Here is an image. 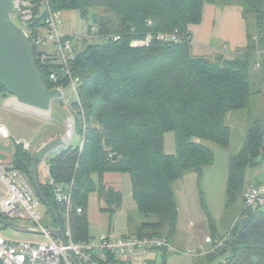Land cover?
I'll return each mask as SVG.
<instances>
[{"label":"trees","instance_id":"trees-1","mask_svg":"<svg viewBox=\"0 0 264 264\" xmlns=\"http://www.w3.org/2000/svg\"><path fill=\"white\" fill-rule=\"evenodd\" d=\"M48 2L53 12L78 11L82 19L98 25L102 35L110 36L98 42L84 41L73 63V74L81 80V107L75 103L74 133L83 139L82 149L69 145L46 160L55 184L67 187L74 182V207H82V212L74 211L70 216L73 240L85 242L92 238L86 214L91 193H97L105 204L102 211L110 217L122 208V193L106 185L103 175L127 173L139 214L146 218L156 216L155 221L142 223L135 236L161 237L169 242L177 232L179 215L172 183L187 171L201 176L203 169L213 162V151L204 141L230 148L227 116L252 108L253 96L258 92L253 89L251 74L257 64L263 68L264 79V59L258 62L251 57L250 50L234 59L222 54L214 59L194 56L189 27L201 23L203 7L210 3L241 7L247 25L250 19L254 20L263 32L264 0ZM45 17L46 14L41 16L38 25ZM175 31L180 37L177 42L153 38L148 46H132L133 41H143L148 35ZM248 37L250 40L249 34ZM257 41L264 44V37ZM32 51L47 90L61 85L49 78L51 60L42 63L36 48ZM0 94L10 96L1 85ZM165 132L174 133L173 155L164 152ZM33 157L21 143L17 144L13 165L27 176L35 190L29 174ZM263 162L264 121L256 120L248 129L241 150L229 160L226 208L240 202V217L229 236L222 238L209 219L214 240L227 239L221 249L201 255L203 261L197 264H264L262 205L246 208L243 198L244 190L251 185L248 171ZM93 174L99 175L98 185ZM40 189L65 227L64 208L56 202L53 187L48 181H40ZM146 264L155 262L148 260Z\"/></svg>","mask_w":264,"mask_h":264},{"label":"rangeland","instance_id":"rangeland-1","mask_svg":"<svg viewBox=\"0 0 264 264\" xmlns=\"http://www.w3.org/2000/svg\"><path fill=\"white\" fill-rule=\"evenodd\" d=\"M224 8V7H219ZM101 13V11H99ZM12 21L18 27H25L24 23L17 14L11 16ZM62 25L58 27L61 35L82 34L88 25V21L81 18L76 10H68L61 13ZM45 31L42 32L45 35ZM248 33L251 37L247 51H253L251 57L264 59V44L257 41L264 37L263 32L259 31L254 20L248 22ZM98 42V41H95ZM220 50L223 45L215 42ZM254 46V47H253ZM84 45H79L78 49H83ZM260 52H259V50ZM254 49V50H253ZM38 52H44L47 55L53 53L52 43L37 47ZM214 48L203 44H192L191 53L194 56H205L214 59L218 53ZM222 52V51H221ZM216 53V54H215ZM231 52L224 54L227 58L232 59L241 57V55H231ZM263 69L254 67L252 70L251 82L253 89L258 93L253 96L252 108L250 110L234 111L228 114L227 124L231 128V145L230 148H220L209 141L203 143L213 151V162L206 166L202 175L193 171H187L183 177L172 183L178 204V227L175 236L169 240V244L178 251L188 249H198L200 246H206V237H211L214 231L209 225V219L214 223V229L219 237L229 236V231L236 223L241 214L242 206L235 203L232 207L226 208V182L229 174V160L237 154L243 145L246 133L256 120L264 121V79ZM67 102L68 109L65 108ZM76 95L70 90L64 91V99H54L51 102V109L48 112L41 111L17 101L14 96L3 97L0 94V122L7 126L11 137L0 140V159L14 162V156L17 144L31 145L30 152L35 155L38 148L59 136L65 137L67 133L66 122L75 116ZM81 138L74 133L70 145L76 147ZM69 143H65L58 150L51 152L45 157L50 160L58 153L63 151ZM164 152L167 155L176 153L175 137L173 132L164 133ZM39 179L47 181V175L44 166L39 168ZM92 179L96 185L99 184V175L93 174ZM247 180L251 185L264 183V162L260 167L248 171ZM103 182L119 190L123 196V206L117 213L110 217L108 213L102 211L104 202L99 200L96 192L88 197L87 218L89 234L92 237H99L112 232L116 237L136 235L138 227L142 223L155 221L156 216L146 218L140 215L134 200L132 199V189L130 175L127 173H106L103 175ZM264 212V204L261 206ZM41 224L49 229H55L57 224L52 214L47 210L45 205L41 208ZM18 225L34 227L30 220H14ZM0 234L6 239L25 241V242H43L46 237L39 234H22L15 232L0 224ZM218 240V239H216ZM183 252H166L161 250L149 251L140 255V263L148 260L154 261L155 264H197L203 261L202 256H190ZM164 257L166 261H164Z\"/></svg>","mask_w":264,"mask_h":264},{"label":"built area","instance_id":"built-area-1","mask_svg":"<svg viewBox=\"0 0 264 264\" xmlns=\"http://www.w3.org/2000/svg\"><path fill=\"white\" fill-rule=\"evenodd\" d=\"M13 9L25 25L22 29L32 45V50L33 48L37 50V47L45 46L48 43L53 45L51 55L38 52L42 63L51 60L52 71L49 77L51 82L54 84L62 83L52 90H60L62 99H64L65 90L72 91L76 95V103L81 107L79 99L81 80L73 74V63L79 50L78 46L84 41H103L104 38L108 39L110 36L102 35L98 25L91 22L88 23L80 35H61L58 29L62 25L61 12H53L48 0H13ZM44 14H46V17L38 25V21ZM43 31L46 32L45 35L42 34ZM153 38L164 42H177L180 39L177 31L171 34L158 33L154 36L148 35L143 41H133L132 46H148ZM115 39L119 38L115 37ZM67 105L66 102V109H68ZM83 124V128H85V122ZM66 127L67 133L63 140L70 145L75 130L74 116L66 122ZM10 137L7 126L0 122V140L9 139ZM83 144L81 138L78 144L80 149H82ZM22 145L25 150L30 151L31 145L26 143ZM42 165L47 175V181L53 187L56 202L64 208L63 220L65 227L63 229L67 245L63 246L58 239L50 236L49 229L41 224V208L44 204L33 189L27 176L17 169L11 161L0 159V215L10 222L30 220L35 224L34 228L39 229L42 235L46 237V241L34 243L6 239L0 234V264H73L67 254L68 250L82 264H121V262H128L153 250L165 249L171 252H183L172 247L165 238H139L135 235L116 237L112 232L99 237H92L85 242H75L70 228V216L74 211L81 213L82 207H74V182L67 187L55 184L50 176L46 160L42 162ZM243 198L246 208L263 205L264 183L247 186ZM227 237L224 240H214L211 237H206L207 248L200 246L198 249H188L183 253L190 256L211 253L221 249ZM111 257L115 259L113 260Z\"/></svg>","mask_w":264,"mask_h":264},{"label":"water","instance_id":"water-1","mask_svg":"<svg viewBox=\"0 0 264 264\" xmlns=\"http://www.w3.org/2000/svg\"><path fill=\"white\" fill-rule=\"evenodd\" d=\"M15 14L13 0H0V85L23 105L48 112L51 102L61 98L60 90H47L39 69L35 65L32 45L21 27L14 24L11 16ZM65 144L59 136L42 144L36 151L29 174L41 201L52 214L57 224L49 230L50 236L58 239L63 246L67 245L63 225L54 208L46 200L40 189L39 168L45 157ZM0 224L22 234H39V229L21 226L4 219L0 215ZM67 254L73 264H82L71 252Z\"/></svg>","mask_w":264,"mask_h":264},{"label":"crops","instance_id":"crops-1","mask_svg":"<svg viewBox=\"0 0 264 264\" xmlns=\"http://www.w3.org/2000/svg\"><path fill=\"white\" fill-rule=\"evenodd\" d=\"M189 30L192 34L191 45L203 44L210 48H214L215 52H220L217 55H224L227 52H231V55L242 56L245 54L247 46L249 47L248 25L243 17L242 8L239 6H226L222 9L219 8V6L206 3L203 7L201 23L198 25H191ZM215 42H217V44L221 43L223 49L220 50L216 48L217 46H213ZM256 59L258 62L261 60L258 58ZM255 67L259 70L262 68L259 64ZM206 246L208 245L206 244ZM128 262V264H141L139 258L131 259ZM146 263L147 261L142 264Z\"/></svg>","mask_w":264,"mask_h":264}]
</instances>
